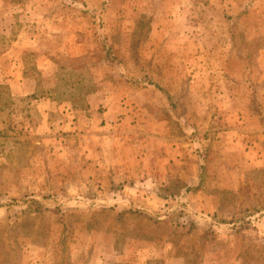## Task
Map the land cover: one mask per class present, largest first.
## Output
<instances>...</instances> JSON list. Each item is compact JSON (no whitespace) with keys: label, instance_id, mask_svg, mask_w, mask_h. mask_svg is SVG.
Wrapping results in <instances>:
<instances>
[{"label":"rangeland","instance_id":"rangeland-1","mask_svg":"<svg viewBox=\"0 0 264 264\" xmlns=\"http://www.w3.org/2000/svg\"><path fill=\"white\" fill-rule=\"evenodd\" d=\"M123 103L169 121L199 195L119 213L82 187L66 155ZM103 230L119 264H264V0H0V264H96Z\"/></svg>","mask_w":264,"mask_h":264},{"label":"crops","instance_id":"crops-1","mask_svg":"<svg viewBox=\"0 0 264 264\" xmlns=\"http://www.w3.org/2000/svg\"><path fill=\"white\" fill-rule=\"evenodd\" d=\"M149 84L152 85V82ZM123 104L119 107L117 105L116 112L125 117L110 119V109H108L103 113L104 124L94 126L91 130L96 131L93 133L91 130H86L80 135L81 142L76 152L66 155V160L71 165H80L79 170L83 176L82 187L91 191L95 189L100 196L96 202L107 203L105 208L111 206L119 213L122 210L131 212L142 208L141 212L149 214L155 210L153 206L159 209L163 208L164 203H178L183 198L184 191L190 193L187 198H191L192 193L199 195V167L197 170L192 165L190 169L184 170L182 167L183 157H178V151L183 146L179 145L178 141L172 143V140L167 139L170 135L169 121L165 118L156 119L150 115L142 126L138 125L141 124L139 122L132 125L128 119L129 105ZM160 106L162 108V105ZM139 108L140 105L135 104V109ZM53 109L51 107V110ZM65 111L67 113L69 110ZM40 112L43 118L49 119V111ZM85 125L89 126V123L86 122ZM173 182L182 186L178 194L169 192ZM184 184L187 185L185 189H183ZM96 232L90 233L97 234L103 239L107 248L96 256L95 263H121L120 250L116 249V251L112 246L110 248L108 242L118 238L114 231ZM140 238L144 239V236L140 235ZM79 255L83 261L81 264L86 263V260L88 263V257L91 256L88 249H85L84 253L81 249ZM138 256L144 258V261L141 259L136 264H145L147 254L138 252Z\"/></svg>","mask_w":264,"mask_h":264}]
</instances>
